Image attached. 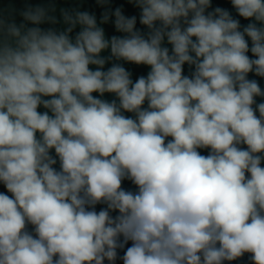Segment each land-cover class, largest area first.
I'll list each match as a JSON object with an SVG mask.
<instances>
[{
    "label": "clouds",
    "instance_id": "clouds-1",
    "mask_svg": "<svg viewBox=\"0 0 264 264\" xmlns=\"http://www.w3.org/2000/svg\"><path fill=\"white\" fill-rule=\"evenodd\" d=\"M126 2L0 9V264H264V0Z\"/></svg>",
    "mask_w": 264,
    "mask_h": 264
},
{
    "label": "water",
    "instance_id": "water-1",
    "mask_svg": "<svg viewBox=\"0 0 264 264\" xmlns=\"http://www.w3.org/2000/svg\"><path fill=\"white\" fill-rule=\"evenodd\" d=\"M26 3H30L33 6L37 4H46L47 0H0V9H4L6 12L9 9H15L17 13L19 10L23 9L26 5ZM123 6L125 10L126 15H137L138 16V10L133 8L131 5L127 4L126 0H112V7H119ZM213 6H221L228 8L229 10L231 9L230 4L227 2V0H213ZM56 7H57V16H59V9L60 8H79L82 11H89V12H94L97 17L99 18L100 13L102 9H100L96 3L95 0H56ZM16 22L20 23L22 22V18L17 14L16 15ZM242 23H246L243 22ZM105 28L106 35L111 36V35H120L119 33H116L113 26L111 24L109 25H102ZM138 27H140L139 23L137 24ZM44 27H47L45 25ZM58 27H63L62 25H59ZM79 29H77L78 31ZM103 55H108V53H103ZM110 66V65H109ZM126 68H128L130 71L133 72V78L135 79L139 75H146L147 71L149 70L146 67L140 66L137 67L135 65H125ZM186 74H187V66L185 68ZM250 78H255L259 80L260 86L262 89H264V79L256 78V77H251ZM107 99H112L110 95H106ZM257 102H264V99L262 98H257ZM43 110V109H41ZM206 154V152L202 153ZM126 189L133 190L135 191V186L132 185L129 181H125L123 185ZM0 191H6L2 185H0ZM99 209V206H98ZM130 246V245H129ZM123 253L121 252V255ZM117 264H122L121 261H117ZM232 264H250V261L248 259V256L246 255L244 258H242L239 261L232 262Z\"/></svg>",
    "mask_w": 264,
    "mask_h": 264
}]
</instances>
